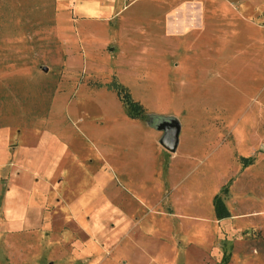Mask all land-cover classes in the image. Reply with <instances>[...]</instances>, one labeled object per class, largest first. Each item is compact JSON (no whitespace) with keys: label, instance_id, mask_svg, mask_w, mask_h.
Returning a JSON list of instances; mask_svg holds the SVG:
<instances>
[{"label":"crops","instance_id":"crops-1","mask_svg":"<svg viewBox=\"0 0 264 264\" xmlns=\"http://www.w3.org/2000/svg\"><path fill=\"white\" fill-rule=\"evenodd\" d=\"M172 7L163 22L177 41L168 52L177 56L171 65L181 77L167 72L163 79L182 85L185 73L205 72L218 79L237 66L248 86L264 93V0H180ZM206 51L213 55L209 71L207 59L192 57ZM200 95L139 100L145 112L131 117L124 109L127 115L102 131L71 117L0 123V246L1 236L13 234L16 264H135L137 250V259L160 263L143 243L160 239L163 219L207 220L177 211L195 209L196 188L203 195L207 184L203 165L224 140L215 130L208 150L201 123L208 108L199 106ZM252 100L264 108L259 96ZM163 121L179 127L172 152L161 145ZM258 151L264 154V141Z\"/></svg>","mask_w":264,"mask_h":264},{"label":"rangeland","instance_id":"rangeland-1","mask_svg":"<svg viewBox=\"0 0 264 264\" xmlns=\"http://www.w3.org/2000/svg\"><path fill=\"white\" fill-rule=\"evenodd\" d=\"M178 2L0 0V123L41 118L64 123L71 117L102 131L127 115L124 94L140 114L145 106L139 100L148 104L156 95L179 91L203 94L197 101L208 108L201 117L208 150L215 130L224 140L203 165L207 184L203 195L196 188L195 209L180 206L177 211L207 220L163 219L160 239L149 237L143 243L160 263H151L150 256L137 259V250L135 264H264V154L258 151L264 141V108L250 104L258 96L263 102L264 93L249 87L237 66L229 77L218 79L206 72L189 74V69L188 77H182L185 84L163 79L167 72L181 77L171 65L177 56L168 52L177 41L165 33L163 22ZM199 55L200 61L207 59L204 69L211 70L212 52L192 57ZM245 152L254 159L246 166L244 157L234 159L235 153ZM240 163L243 170L249 168L241 172ZM217 194L229 217L217 219ZM13 241V234L1 236L0 264H16Z\"/></svg>","mask_w":264,"mask_h":264},{"label":"trees","instance_id":"trees-1","mask_svg":"<svg viewBox=\"0 0 264 264\" xmlns=\"http://www.w3.org/2000/svg\"><path fill=\"white\" fill-rule=\"evenodd\" d=\"M114 87L117 88V90L120 93L121 92L123 93L122 88L118 87L117 85H114ZM123 97H124L123 98L124 102H126V105H128V109L130 110V115L132 117L139 116L140 115V112H138L140 109L139 106L135 104L133 101H131L128 95L124 94ZM253 161H254L253 158H249V157L241 158V162L243 163L244 166L252 164ZM226 191H227L226 188L222 189L223 193H226ZM213 206H214L217 219H223V218L229 217V213L225 209L220 195L217 194V196H215L213 200ZM222 264H225V262H223Z\"/></svg>","mask_w":264,"mask_h":264},{"label":"water","instance_id":"water-1","mask_svg":"<svg viewBox=\"0 0 264 264\" xmlns=\"http://www.w3.org/2000/svg\"><path fill=\"white\" fill-rule=\"evenodd\" d=\"M160 128L164 131V135L161 138V145L169 152L174 151L178 143V125L174 122L163 121Z\"/></svg>","mask_w":264,"mask_h":264}]
</instances>
